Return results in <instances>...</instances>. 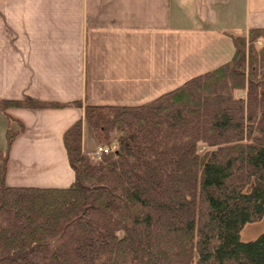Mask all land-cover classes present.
Wrapping results in <instances>:
<instances>
[{
  "label": "trees",
  "instance_id": "obj_1",
  "mask_svg": "<svg viewBox=\"0 0 264 264\" xmlns=\"http://www.w3.org/2000/svg\"><path fill=\"white\" fill-rule=\"evenodd\" d=\"M232 58L136 106L0 98L8 108L80 107L63 133L66 187L8 186L0 150V264H264V27L228 33ZM9 118V117H8Z\"/></svg>",
  "mask_w": 264,
  "mask_h": 264
},
{
  "label": "crops",
  "instance_id": "obj_2",
  "mask_svg": "<svg viewBox=\"0 0 264 264\" xmlns=\"http://www.w3.org/2000/svg\"><path fill=\"white\" fill-rule=\"evenodd\" d=\"M262 27L264 0H0V98L141 105L228 62V33ZM77 120L80 107L1 111L0 150L20 130L5 183L68 186L63 132ZM90 137L83 121L86 150Z\"/></svg>",
  "mask_w": 264,
  "mask_h": 264
},
{
  "label": "rangeland",
  "instance_id": "obj_3",
  "mask_svg": "<svg viewBox=\"0 0 264 264\" xmlns=\"http://www.w3.org/2000/svg\"><path fill=\"white\" fill-rule=\"evenodd\" d=\"M173 12H174V16H173V20L174 22H178L180 19H179V15L177 13V8H173ZM15 24H10V27H13ZM15 27V26H14ZM12 33H10V39L13 38L12 37ZM231 40V38H230ZM232 42V40H231ZM233 44V42H232ZM233 49H234V45H233ZM200 75V74H199ZM189 80V79H188ZM1 112V111H0ZM85 122V120L83 119L82 122ZM86 124V123H85ZM88 127V126H87ZM89 128V127H88ZM65 131V130H64ZM64 133V132H63ZM89 133H90V136L92 137V133L89 129ZM90 137V138H91ZM85 139V138H84ZM92 140V139H91ZM93 143V142H92ZM95 146L97 147L98 145L95 143ZM65 148V147H64ZM66 151V150H65ZM67 157V155H66ZM9 159V157H8ZM70 166V165H69ZM264 230V218L261 219L260 221L258 222H253V223H250V224H247L244 229L242 230L241 232V238L242 240L244 241H247V240H251V239H254L259 233H261L262 231Z\"/></svg>",
  "mask_w": 264,
  "mask_h": 264
},
{
  "label": "built area",
  "instance_id": "obj_4",
  "mask_svg": "<svg viewBox=\"0 0 264 264\" xmlns=\"http://www.w3.org/2000/svg\"><path fill=\"white\" fill-rule=\"evenodd\" d=\"M107 151V148H104L102 146H95L93 153L91 154L92 159H96L101 155V152Z\"/></svg>",
  "mask_w": 264,
  "mask_h": 264
}]
</instances>
